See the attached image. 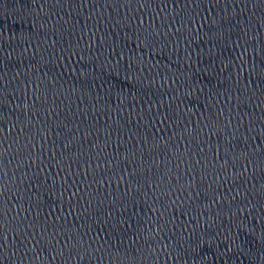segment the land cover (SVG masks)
<instances>
[{
    "label": "water",
    "instance_id": "obj_1",
    "mask_svg": "<svg viewBox=\"0 0 264 264\" xmlns=\"http://www.w3.org/2000/svg\"><path fill=\"white\" fill-rule=\"evenodd\" d=\"M0 148L264 203V0H0Z\"/></svg>",
    "mask_w": 264,
    "mask_h": 264
}]
</instances>
